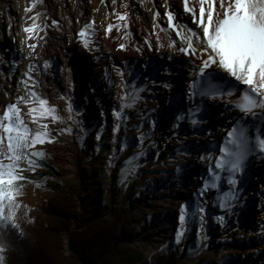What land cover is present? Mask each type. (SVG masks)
<instances>
[{"label":"rangeland","instance_id":"rangeland-1","mask_svg":"<svg viewBox=\"0 0 264 264\" xmlns=\"http://www.w3.org/2000/svg\"><path fill=\"white\" fill-rule=\"evenodd\" d=\"M33 3L36 6L21 30L24 32V28L31 26L32 17L39 14L35 22L43 31L34 30L35 39L29 41L38 46L43 39V68L49 86L58 87L56 97H46L49 104L67 120L66 101L61 98L66 95V85L60 70V50L61 41L70 36L77 51L85 58L88 74L91 75L95 68V58H101L99 63L106 70L108 88L113 94L108 96L111 97L110 103L104 109L97 111L95 116L91 115L93 101L86 103L90 83L87 82L85 87L79 85L78 60H74L71 100L74 109L82 113L78 117L81 123L71 125V133L63 134L59 130L68 124H49L55 142L36 146L45 157L38 160L35 172L25 173L29 182H24L23 195L18 198L22 206L17 213L20 227L16 230L22 233L25 226L32 228L39 218L45 217V204L62 194L74 197L79 210L78 215L71 218L69 230L61 232L67 255L70 254L71 232L85 228L92 211L103 207L105 219L111 220L115 211H120L123 222L129 223L130 245L143 258L136 264H264V193L258 194L253 189L258 172L254 173L252 165L249 163L245 176L241 178V198L234 202L230 211L218 206L217 195L227 190L225 182L222 181L219 193L212 190L203 198L198 195L202 187L198 177L206 174L209 163L202 162L200 157L207 155L205 149H213L222 143V139L208 140L197 135L216 124L217 112L210 108L206 123L196 127L185 121L190 139L176 143L168 152H161L165 138L164 118L176 117L178 108L182 107L179 102L184 90L173 105L177 110L158 103L162 87L159 81L164 76L156 61L145 59L149 51L147 42L164 32L161 28L171 31L165 16L167 10L177 14V22L183 21V0H115V4L113 0H20L21 9L26 11ZM189 5L196 7L198 12L196 0H189ZM157 11L160 16L154 21ZM15 13L18 12L10 0H0V23L7 26L8 18ZM117 13H127L126 20L121 22ZM78 14L80 19L76 22ZM183 15L188 17V14ZM53 21L57 23L53 24ZM68 22L72 26L71 32L66 30ZM110 24L114 27L108 34L106 30ZM88 25L93 26L86 28ZM82 30H86L84 38L79 36ZM126 32L131 34L127 39L124 38ZM25 34L27 39L28 34ZM82 39L90 41L89 49L83 46ZM121 44L125 45L124 49L120 48ZM113 57L116 69L124 72L125 80L135 81L137 87L145 88L135 105L124 109L123 118L119 120L113 112L120 110L122 101L119 97L123 92L115 91L118 74L108 66ZM93 76L100 77L98 74ZM153 80L155 85L151 83ZM94 95L103 94L96 88ZM141 136L146 137L142 146L138 139ZM141 152L145 155L133 160ZM216 154H219L218 150ZM133 168L134 173L131 172ZM125 169L129 174L126 175ZM39 174L43 176L37 178ZM179 185L191 186L190 191H180ZM185 204L188 205V216L177 243L181 227L179 215ZM201 204L206 208L203 214L196 211ZM201 215L204 216L203 225ZM220 216L224 217L223 222L217 219ZM257 216L262 218L257 219ZM12 229L6 230L10 232ZM3 245V264H7L8 247ZM168 254L171 258L166 262Z\"/></svg>","mask_w":264,"mask_h":264},{"label":"snow or ice","instance_id":"snow-or-ice-1","mask_svg":"<svg viewBox=\"0 0 264 264\" xmlns=\"http://www.w3.org/2000/svg\"><path fill=\"white\" fill-rule=\"evenodd\" d=\"M196 3L199 5L198 12L196 7L189 5V0H183L181 15L188 14V22H177V14L172 10L165 12L168 29L175 31L180 40L179 46L175 40H170L168 46L187 57L188 64L187 87L179 102L182 107L173 127L179 129L185 121L193 127L206 123L210 108L223 118L222 143L213 149H205L207 155L200 157L202 162L209 163L206 165V174L198 177L202 181L198 195L203 198L212 190L219 193L223 181L227 190L217 195L218 206L230 211L234 202L241 198V178L246 174L250 158H259L264 162V0H196ZM35 6L33 3L26 11L32 12ZM117 15L121 22L127 18V13ZM38 16L32 17L33 24L24 28L28 39H35L34 30L39 28L43 31L35 22ZM159 16L160 12L157 11L154 21ZM56 23L53 21V24ZM113 27L111 24L108 26V34L112 33ZM160 30L166 31L164 28ZM130 35L126 32L124 38ZM79 36L84 38L86 30H82ZM82 43L86 49L90 48L88 39H82ZM147 46L151 48V42H147ZM28 47L34 53L37 45L28 44ZM160 47L164 45L160 44ZM120 48L124 49L125 45L121 44ZM33 71L34 66L29 65V70L23 74L25 79L20 81L25 86V94L18 96L15 103L7 104L0 114V236L9 227H20L17 213L22 205L18 198L23 195L24 182H29L25 173L35 172L39 166L38 160L45 157V153L37 151L36 146L55 142L49 124H68V127L59 130L63 134L71 133V125L78 126L81 123L78 117L82 113L74 109L70 96L61 97L66 101L69 114L66 120L47 99L31 90L29 82L33 87L37 83L33 79ZM116 71L121 77L117 87L123 92L119 97L122 101L120 110L113 112L119 120L123 118L124 109L133 107L145 88L137 87L135 81L125 80L120 68ZM167 74L171 75V72ZM151 83L155 85L156 81ZM162 86L170 90L173 85L165 82ZM151 123L154 127L155 121ZM118 129L119 125L116 126ZM209 135L212 133L209 132ZM96 138L100 139L99 136ZM145 138H138L141 146ZM144 155L141 152L133 160ZM124 172L129 174L128 169ZM131 172L134 173L135 168ZM196 211L203 214L206 208L201 204ZM186 216L187 204L182 206L179 215L181 227L176 237L177 243L183 235ZM217 219L223 222L224 217ZM200 221L203 225V215ZM4 251L5 247L0 242V264H3Z\"/></svg>","mask_w":264,"mask_h":264},{"label":"bare ground","instance_id":"bare-ground-1","mask_svg":"<svg viewBox=\"0 0 264 264\" xmlns=\"http://www.w3.org/2000/svg\"><path fill=\"white\" fill-rule=\"evenodd\" d=\"M10 1L15 9V12L18 13H15L8 18L7 26L0 23V114L3 113L7 104L15 103L18 96L25 94V86L20 83V81L25 79L23 74L29 70V65L34 66L32 75L33 79L37 82L34 87L31 86V82H29L31 90L37 92L44 99L48 96L56 97L58 94L57 86H49L48 78L43 68V59L45 57L43 39H41L38 43L35 52L31 53L28 44H34V42H30L28 37L27 40L23 29L21 30L23 25L29 21L30 12L21 9L20 0ZM76 17V22H78L80 19L79 14ZM183 22H188L187 16L183 15ZM66 28V30L71 32L72 26L70 22H68ZM171 31L162 32L159 35V41H157V37L149 40L152 47L149 48L145 59L148 61H156V64L160 65L159 67H161L163 72L162 75L164 76L159 81L162 85L165 82L173 85L170 90L164 88L163 86L161 87L158 93V103L161 105H167V107H172L174 110H177V106L173 105L176 101H179L181 91L187 87L188 64L186 63L187 57L179 54L177 51L168 46L170 40H175L177 42V46H179L180 43L179 37L176 36L175 31ZM61 42L60 56L62 57V61H60V70L65 81L64 84L66 85L64 93L67 96H73V91L70 89V84H73L71 67L74 65V60L76 59L78 60L79 69L77 81L81 87H85L87 82L90 83V90L86 94V103L93 101V106L90 111L91 115L95 116L97 111L104 109L106 104L110 103L109 100L111 97L108 98V96H112L113 94V91H110L108 88L106 70L103 66L101 67V63H99L101 58H95V68H93L92 72H90V75L88 74L89 72H87V63L84 61L85 58L81 52H78L79 50L77 51L76 44H74L72 36L67 39H63ZM160 44H163L164 47H160ZM169 57H171V59H169ZM108 66L112 72H116L114 57L109 59ZM165 70H167V72H171V75H168ZM97 74L100 75V77L93 76ZM116 81L117 85H119L121 82V77L119 75ZM96 88L101 90L103 94L101 95L102 97L94 95ZM115 91L120 93L122 90L117 87ZM180 108L178 109L180 110ZM216 119V124L209 131L205 132L201 130L198 132L197 136L204 137L208 140L220 138L223 141V132L221 131V127L222 124H224V121L222 117H218L217 115ZM175 123L176 120L174 116L164 118L163 134L165 138L163 141V149L161 150L163 153L174 148L176 143L190 139L188 137L190 135L186 132L184 122L181 123L179 129L173 127ZM209 132H211L212 135H209ZM249 163L254 168V173H256V171L258 172L255 174L256 178L257 176L258 178L253 185V189L257 191L256 193L263 194L264 162H262L259 158L254 157L250 158ZM179 186H181L180 191H183L184 193H188L190 191L189 188H191V186ZM178 196L181 197L180 194ZM262 217L264 218V215ZM262 217L257 216L256 218L261 219Z\"/></svg>","mask_w":264,"mask_h":264},{"label":"trees","instance_id":"trees-1","mask_svg":"<svg viewBox=\"0 0 264 264\" xmlns=\"http://www.w3.org/2000/svg\"><path fill=\"white\" fill-rule=\"evenodd\" d=\"M43 213L45 217L32 228L25 226L22 233L4 230L0 242L8 247L7 264H136L143 260L130 245L129 223L123 222L120 211L107 220L103 207L94 209L85 228L71 232L69 255L63 249L61 232L69 230L71 218L79 213L75 198L57 194L45 204ZM166 258L168 262L171 256Z\"/></svg>","mask_w":264,"mask_h":264}]
</instances>
